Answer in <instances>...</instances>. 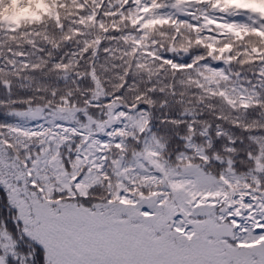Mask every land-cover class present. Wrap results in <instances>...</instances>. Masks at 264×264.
<instances>
[{
	"label": "trees",
	"instance_id": "1",
	"mask_svg": "<svg viewBox=\"0 0 264 264\" xmlns=\"http://www.w3.org/2000/svg\"><path fill=\"white\" fill-rule=\"evenodd\" d=\"M44 1L31 22H0V224L19 252L45 264L14 205L26 197L40 209L92 198L132 207L152 195L176 206L170 224L185 238L196 208L224 205L238 248L263 241L264 15Z\"/></svg>",
	"mask_w": 264,
	"mask_h": 264
},
{
	"label": "rangeland",
	"instance_id": "2",
	"mask_svg": "<svg viewBox=\"0 0 264 264\" xmlns=\"http://www.w3.org/2000/svg\"><path fill=\"white\" fill-rule=\"evenodd\" d=\"M169 2L184 13L194 12L196 19L213 6L253 8L264 15V0H203L201 6L195 0ZM44 5V0H0V22L8 28L31 22L35 11ZM57 109L53 113L74 116L75 110ZM231 164L229 158L221 162L227 169H232ZM190 167L198 175L209 177L196 164ZM141 196L138 205L132 207L95 198L85 200L82 207L57 200L37 209L29 197L27 202L21 198L14 205L24 207L30 216L22 223L28 236L43 249L45 264H264V240L246 249L238 248L224 205L196 208L190 218L194 233L185 238L170 224L178 212L174 204L159 207L148 198L152 195ZM87 208L96 214L90 217ZM4 227L0 224V264H35L30 253L19 252L17 234L11 236Z\"/></svg>",
	"mask_w": 264,
	"mask_h": 264
},
{
	"label": "water",
	"instance_id": "3",
	"mask_svg": "<svg viewBox=\"0 0 264 264\" xmlns=\"http://www.w3.org/2000/svg\"><path fill=\"white\" fill-rule=\"evenodd\" d=\"M178 13H180L179 10H177ZM179 52L184 56L186 57L188 55L187 51L186 50H183V49H180Z\"/></svg>",
	"mask_w": 264,
	"mask_h": 264
}]
</instances>
